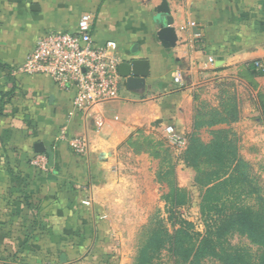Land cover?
<instances>
[{
    "label": "crops",
    "instance_id": "obj_1",
    "mask_svg": "<svg viewBox=\"0 0 264 264\" xmlns=\"http://www.w3.org/2000/svg\"><path fill=\"white\" fill-rule=\"evenodd\" d=\"M162 1L0 0V264H111L120 208L136 187L128 169L146 160L151 171L149 151L125 147L169 136V125L184 153L216 137L235 141L241 164L264 178V107L247 111V96L257 107L264 97L254 67L264 57V0H167L178 36L170 49L157 39ZM84 12L94 15L95 42L114 40L125 60L150 64L144 93L124 91L88 113L75 108L74 89L17 71L44 29L74 31ZM63 128L88 138L87 156L59 140ZM37 154L47 170L31 163Z\"/></svg>",
    "mask_w": 264,
    "mask_h": 264
},
{
    "label": "rangeland",
    "instance_id": "obj_2",
    "mask_svg": "<svg viewBox=\"0 0 264 264\" xmlns=\"http://www.w3.org/2000/svg\"><path fill=\"white\" fill-rule=\"evenodd\" d=\"M247 100L251 104L247 108V111L256 116H261V106L264 107V97L259 98L260 107H257L256 103L254 106L252 101L250 102L249 96H247ZM222 140L225 151L227 150L226 147H228L234 152L233 156L237 160H240L237 143L226 138ZM177 143L175 144L166 132L159 135L156 133L150 134L132 142L128 141L125 147L127 149L134 148L139 152L142 150L149 151L151 156L149 159L151 171L150 173L147 171L146 160L144 161V166L141 168L142 170H135V172L133 171L134 173H131L128 169V174L135 176L133 181L136 183V187L135 189L134 187L130 189L131 194L128 196V204L120 208V211L124 212L126 216L122 220H117L118 228H120L118 230L119 235L115 236L114 241L117 250L114 252L112 249V252L107 254L111 255L108 258L109 261H112L111 264L116 261H122L123 264H136L140 249L146 244L151 231L155 228L154 218L159 217L163 219L164 221L161 223L167 229H174L165 200H169L167 198L168 195L172 198L173 188L178 187L176 184L182 183V189L186 190V192L184 191L186 203L180 209H177V212L191 224L189 229L192 233L205 231L206 224L205 218L202 217L201 207L205 193L202 185L209 178L211 172L215 171V166L213 167L207 161L208 156L204 153V149L193 146L184 153L180 144L177 145ZM125 148L124 151L126 153L127 150ZM180 162L189 167L178 168ZM241 163L239 164L241 171L239 170V173L234 176L235 179L241 180L242 176L240 175L246 173L252 178L250 182L254 189H259V191L254 192L256 190L251 185L247 187L246 189L249 191H244L245 202L255 212H264V178H260L258 175L251 176V173L247 170V165ZM140 164H142V160H140ZM245 168L246 170H244ZM194 183L196 186L193 185ZM243 184L245 185L246 183ZM248 192H251V194ZM209 197L210 195L207 194L206 199ZM228 245L250 247L249 241L238 233L231 235ZM103 261L105 262V260ZM152 264L189 263L182 262L171 254L170 251L163 249L156 256ZM204 264H218V262L207 259Z\"/></svg>",
    "mask_w": 264,
    "mask_h": 264
},
{
    "label": "trees",
    "instance_id": "obj_3",
    "mask_svg": "<svg viewBox=\"0 0 264 264\" xmlns=\"http://www.w3.org/2000/svg\"><path fill=\"white\" fill-rule=\"evenodd\" d=\"M255 74L264 75V71L257 70ZM195 147L204 149L207 161L215 166V171L202 185L205 193L201 204L205 231H190L191 224L177 212L186 203V190L174 187L172 198L167 196L170 201L165 200L174 229H167L161 223L163 219L154 218L155 228L140 249L136 264H152L163 249L189 264H204L207 259L218 264H264V212H255L244 199V191H249L246 188L252 186V178L243 172L241 180L235 179L241 160H237L228 147L225 151L221 138L216 137L211 145ZM207 194L210 195L208 199ZM235 233L246 238L250 247L228 245Z\"/></svg>",
    "mask_w": 264,
    "mask_h": 264
},
{
    "label": "built area",
    "instance_id": "obj_4",
    "mask_svg": "<svg viewBox=\"0 0 264 264\" xmlns=\"http://www.w3.org/2000/svg\"><path fill=\"white\" fill-rule=\"evenodd\" d=\"M93 24L94 15L84 12L74 31L54 27L44 29L17 71L44 74L61 89H74V106L85 113L100 103L125 98V78L119 72L124 60L120 45L114 40L95 42ZM213 61L210 57V62ZM254 67L264 71V57L254 61ZM174 81L182 84L180 73L175 75ZM166 131L174 142L179 140L173 125L167 126ZM59 140L67 142L79 155L89 154V141L85 135L69 136L63 128ZM31 163L43 170L49 168L46 154H37Z\"/></svg>",
    "mask_w": 264,
    "mask_h": 264
},
{
    "label": "water",
    "instance_id": "obj_5",
    "mask_svg": "<svg viewBox=\"0 0 264 264\" xmlns=\"http://www.w3.org/2000/svg\"><path fill=\"white\" fill-rule=\"evenodd\" d=\"M157 12V21L160 23V29L157 31V39L167 48L176 46L178 36L176 29L172 26L174 19L171 15L170 5L167 0L155 7ZM121 76L125 78L126 89L134 93H144L147 86V79L150 76V64L145 58L123 60L119 66ZM37 152H45L42 142L35 146ZM65 255L62 256L64 261Z\"/></svg>",
    "mask_w": 264,
    "mask_h": 264
}]
</instances>
